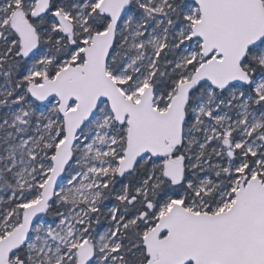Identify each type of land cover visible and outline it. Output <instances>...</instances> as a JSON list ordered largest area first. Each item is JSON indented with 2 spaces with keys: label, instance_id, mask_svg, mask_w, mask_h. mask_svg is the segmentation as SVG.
Returning a JSON list of instances; mask_svg holds the SVG:
<instances>
[{
  "label": "snow or ice",
  "instance_id": "6c2138e0",
  "mask_svg": "<svg viewBox=\"0 0 264 264\" xmlns=\"http://www.w3.org/2000/svg\"><path fill=\"white\" fill-rule=\"evenodd\" d=\"M0 264H264V0H0Z\"/></svg>",
  "mask_w": 264,
  "mask_h": 264
}]
</instances>
